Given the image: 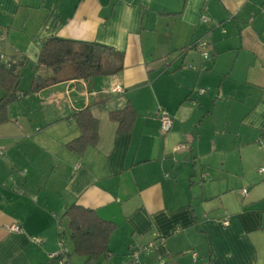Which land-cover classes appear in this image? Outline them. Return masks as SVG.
Listing matches in <instances>:
<instances>
[{
    "label": "crops",
    "instance_id": "obj_1",
    "mask_svg": "<svg viewBox=\"0 0 264 264\" xmlns=\"http://www.w3.org/2000/svg\"><path fill=\"white\" fill-rule=\"evenodd\" d=\"M0 34V66L27 60L0 124V264H58L61 245L67 264H85L69 238L74 204L116 225L97 264H129L150 243L144 264H264V0H0ZM52 37L114 52L103 75L76 79L67 65L30 94L35 75H55L37 68ZM128 103L137 119L119 133L109 114ZM87 108L100 138L80 156L66 145ZM159 109L173 120L167 133Z\"/></svg>",
    "mask_w": 264,
    "mask_h": 264
},
{
    "label": "trees",
    "instance_id": "obj_2",
    "mask_svg": "<svg viewBox=\"0 0 264 264\" xmlns=\"http://www.w3.org/2000/svg\"><path fill=\"white\" fill-rule=\"evenodd\" d=\"M114 50L98 43H85L52 37L43 42L37 61V68L44 67L54 71L53 76L35 75L30 94L55 85L59 82L57 74L67 65L74 68L75 78L88 80L103 75V62L111 57ZM27 66V60L16 61L0 66V124L8 121V107L20 99L21 70ZM136 108L128 103L125 108L112 111L109 118L118 125L119 133L131 132L137 119ZM80 135L69 142L67 149L78 155H84L89 147L99 143V121L90 108L73 115ZM65 215L70 220V239L74 245V253L87 257L85 264H97V261L109 251V241L116 225L102 220L94 210L76 204L67 208Z\"/></svg>",
    "mask_w": 264,
    "mask_h": 264
},
{
    "label": "built area",
    "instance_id": "obj_3",
    "mask_svg": "<svg viewBox=\"0 0 264 264\" xmlns=\"http://www.w3.org/2000/svg\"><path fill=\"white\" fill-rule=\"evenodd\" d=\"M203 21L206 22L207 20L204 19ZM2 37L3 36L0 34V41L3 39ZM209 47H210V44L207 41H203V40L198 41L194 45L195 50L197 52H199L200 54H202V56L205 59L209 58V53H208ZM2 58H4V57L2 56ZM9 63H10V60H9ZM112 92L116 93V94H120V93H124V89L120 85H115L112 89ZM203 92L204 91L202 90L201 93H203ZM157 118L161 122V128H162V131L164 133H167L172 129L173 120H172L171 116L165 110L159 109V111L157 112ZM3 155H4L3 149L0 148V156H3ZM76 168L77 169L80 168V165H77ZM263 171H264V169L260 170V172H263ZM246 192H247V190L244 189L242 193H244V195H246L247 194ZM224 223L228 224V221H225ZM13 230L16 232L21 231V229L19 227H14ZM36 241L41 243L40 239H37ZM155 248H156V244L150 243L147 246L139 247L136 250L135 249L132 250L130 253V263L129 264H144L140 260L141 254L150 253ZM66 250L67 249H65V247L63 245H61V249L58 250V252L56 254L52 255V257L54 259L59 260L58 264H67V261H65L66 260L65 259L66 252H67ZM191 253L193 255L194 261L196 262L198 259L197 258L198 254L196 252H191ZM157 264H168V263L165 260H160Z\"/></svg>",
    "mask_w": 264,
    "mask_h": 264
},
{
    "label": "rangeland",
    "instance_id": "obj_4",
    "mask_svg": "<svg viewBox=\"0 0 264 264\" xmlns=\"http://www.w3.org/2000/svg\"><path fill=\"white\" fill-rule=\"evenodd\" d=\"M2 41V40H1ZM2 56L5 58V56L4 55H0V59L2 58ZM70 65V64H69ZM72 66V65H71ZM73 67V66H72ZM226 145V147H229V143H226L225 144ZM220 153L221 154H216V156H213L214 157V164H219V163H221V157L222 156H224L226 153H225V150L224 151H220ZM199 165V164H198ZM260 172V171H259ZM264 172V171H263ZM260 173H262V172H260ZM209 175H207V177H206V180H209ZM221 181H222V176H221ZM223 181H225V180H223ZM202 183V182H201ZM237 183V185L240 183V181H237L236 182ZM236 183H235V186H236ZM243 190L244 189H242V183L240 184V187H239V189H235V196H236V198H237V200L235 199V197L233 196V198H234V204H241V203H243L245 200L244 199H242V197H243V195H244V193H242L243 192ZM247 190V189H246ZM248 192V191H247ZM246 192V193H247ZM247 195V194H246ZM221 203H222V200H221V198L220 197H215V198H213V199H209L208 201H207V204L208 205H211V206H220L221 205ZM262 203H264V201L262 202ZM264 205V204H263ZM202 241L204 242V239L202 238ZM136 249H138V248H135V250ZM134 250V249H133ZM131 252V251H130ZM193 252V251H192ZM144 254H147V253H144ZM141 255H143V254H141ZM191 256H192V254L190 255V258H191Z\"/></svg>",
    "mask_w": 264,
    "mask_h": 264
}]
</instances>
